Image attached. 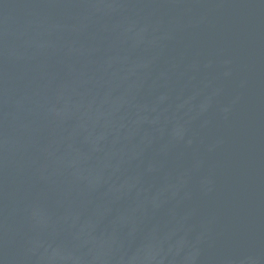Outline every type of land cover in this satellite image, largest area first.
<instances>
[{
	"label": "water",
	"instance_id": "water-1",
	"mask_svg": "<svg viewBox=\"0 0 264 264\" xmlns=\"http://www.w3.org/2000/svg\"><path fill=\"white\" fill-rule=\"evenodd\" d=\"M0 264H264V0H0Z\"/></svg>",
	"mask_w": 264,
	"mask_h": 264
}]
</instances>
